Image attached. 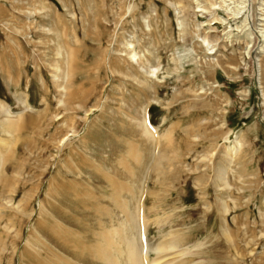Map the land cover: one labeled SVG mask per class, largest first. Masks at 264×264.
<instances>
[{
  "label": "rangeland",
  "instance_id": "obj_1",
  "mask_svg": "<svg viewBox=\"0 0 264 264\" xmlns=\"http://www.w3.org/2000/svg\"><path fill=\"white\" fill-rule=\"evenodd\" d=\"M240 2L0 0V120L17 122L0 126V264H100L65 254L46 222L61 217L82 253L120 226L105 173L127 185L115 193L149 260L264 264V90L255 40L245 48L243 13L229 11ZM252 2L257 18L264 0Z\"/></svg>",
  "mask_w": 264,
  "mask_h": 264
},
{
  "label": "bare ground",
  "instance_id": "obj_2",
  "mask_svg": "<svg viewBox=\"0 0 264 264\" xmlns=\"http://www.w3.org/2000/svg\"><path fill=\"white\" fill-rule=\"evenodd\" d=\"M39 1V0H38ZM222 1V0H221ZM232 2V1H231ZM246 2V5H244ZM249 3H253L252 0H241V2L239 4H242L240 7H232L231 9H229L230 13L232 16H237L239 15L240 13H243V20H241L242 22V26L240 27V31L243 32V37L244 39L246 40V45H245V48H247L248 45L251 44V42H253L255 40V43H256V46L255 47L257 50H258V55H260L257 59H255V66H257V75H258V81L259 83L262 85V89L264 90V13L260 14L257 18H254V16H251V6L249 5ZM229 4V3H228ZM225 5V7L228 6ZM239 6V5H237ZM250 6V7H249ZM262 6H264V3H262ZM262 9H259V11H261ZM241 16V15H240ZM256 22V24H255ZM223 23V21H222ZM239 31V32H240ZM58 54V53H57ZM74 55V54H73ZM135 54L132 53L130 56L133 57ZM255 57V58H256ZM134 58V57H133ZM132 58V59H133ZM214 63V62H213ZM218 63V62H216ZM212 66V65H211ZM216 66V64L214 65ZM219 66V65H218ZM213 68V67H212ZM230 68V67H229ZM231 69V68H230ZM256 71V70H255ZM153 72V70L151 71ZM151 74V73H150ZM15 83V81H14ZM16 85V84H15ZM62 86V84H61ZM60 87V86H59ZM63 87V86H62ZM57 88V87H56ZM63 90V88H61ZM65 90V89H64ZM63 90V91H64ZM27 106V105H26ZM3 108V107H2ZM1 108V109H2ZM26 108V107H25ZM4 109V108H3ZM3 109L1 111H3ZM5 111V110H4ZM7 111V110H6ZM4 113V112H3ZM9 113V112H8ZM7 114V113H6ZM10 114V113H9ZM16 115V114H15ZM10 117V115H8ZM25 116V115H24ZM3 117H4V114H3ZM17 119V118H16ZM19 119V117H18ZM2 120V118H1ZM0 120V121H1ZM18 121V120H17ZM16 120H15V123L13 121H11V119L9 120L8 117L7 118H4L1 122H0V126L2 128V126L7 127L8 130H13L11 127L14 125H16ZM145 123V129H144V133L146 135H148V133H153L154 135H156L155 133H157L155 130L156 128H153L149 125V121L145 120L144 121ZM19 124V123H18ZM144 125V124H143ZM142 125V126H143ZM17 126V125H16ZM16 126H14L15 128H17ZM4 129V128H3ZM3 131V130H2ZM11 132V131H10ZM13 133H14V130H13ZM12 133V134H13ZM228 133V132H227ZM8 134H9V131H8ZM7 134V137H9ZM152 134V135H153ZM10 135V134H9ZM158 135V133H157ZM164 135V134H163ZM6 136V135H4ZM11 136V135H10ZM15 136V135H14ZM13 136V137H14ZM150 136V135H149ZM148 136V137H149ZM165 136V137H164ZM164 136H161V137H164L166 139H168L169 135H164ZM151 137V136H150ZM149 137V138H150ZM153 137H156V136H153ZM226 138V137H224ZM13 139V138H10V140ZM157 139V138H156ZM162 139V138H161ZM15 140V139H13ZM171 140V139H170ZM13 142V141H12ZM164 142V141H163ZM171 142V141H170ZM236 142V141H235ZM9 142H7L6 140L4 139H0V147L6 145V148L4 149L6 152H8L7 149V145H8ZM158 143V142H157ZM11 144V145H10ZM10 147L12 146V143H10ZM13 144H15V142H13ZM167 144V143H166ZM170 144V143H169ZM237 145V143H235ZM234 145L233 147L235 148ZM131 147V145H129ZM158 147V146H157ZM232 147V146H231ZM230 147V148H231ZM9 148V147H8ZM131 148H134V147H131ZM237 149V147L235 148ZM10 152L11 151V148L9 149ZM159 150V149H158ZM153 151V150H152ZM235 151L237 152V150H234L233 154L230 150L227 149V157L228 159H230L232 157V155H234ZM157 152V151H156ZM160 152V151H159ZM159 152H157V155L155 158H157L155 161H156V167H154V172L156 171L155 175L158 174V173H161L160 172V169H161V161H165V159L162 160V155L159 154ZM9 153V152H8ZM154 153V152H153ZM162 153V152H161ZM1 155L4 156V154H0V157ZM166 155V154H165ZM226 155V154H225ZM158 156V157H157ZM173 156V155H172ZM235 157V156H234ZM2 158V157H1ZM0 158V159H1ZM127 158V157H126ZM174 158V157H173ZM124 159V158H122ZM167 160V159H166ZM2 161V160H1ZM0 161V163H1ZM140 161V160H139ZM90 162V161H89ZM160 163V164H159ZM82 164L84 165L85 168H93L92 166L93 165H89L87 162H82ZM96 165V164H95ZM97 166V165H96ZM100 166V165H99ZM99 166H98V169H93V170H96L97 171H100L101 170L99 169ZM160 166V169H158V167ZM0 167H1V164H0ZM101 167V166H100ZM81 168V166H80ZM92 170V169H91ZM127 171L129 170L128 168L126 169ZM223 168L219 167L217 169V175L218 178L221 180L222 177H221V174L223 172ZM89 171V170H88ZM164 171V170H163ZM90 172V171H89ZM95 172V173H96ZM131 173L129 174H133L132 171L130 170ZM153 172V173H154ZM158 172V173H157ZM165 172V171H164ZM93 173V172H92ZM98 173V172H97ZM144 173V172H143ZM99 174V173H98ZM162 175V173H161ZM100 176H102V180H104L107 184H108V187L110 188L111 190V194L108 195V199L111 200L116 208H118L120 211H122V213H126L125 214V219L124 221L120 224V226H118L117 228H111L109 230H100L99 233H97V242L96 244H90V245H86L85 247V252H81V248L80 246L78 245L77 246V250L76 251H72L71 250V247L72 245H74V243L77 242L76 238L77 235L76 233H72L70 232V229L69 227H67V225L63 222V221H60L59 219L61 217H58V218H54V216L52 217L53 219H50V222L49 220L46 222L47 225H46V230H47V233L49 234V236L52 237V240L54 239L58 244L57 246L59 245L61 248L64 249V253L66 252L65 250H68L69 251V254L72 253L74 254V257L75 259L78 261V260H81V258L83 256L87 257L88 258H92L93 260H96L98 261V263L100 264H118L119 262V255L123 256V252L126 254V259H127V264H157L159 262V260L161 261V259L163 258H160L159 260H155L154 259H150L147 257V251H148V244L146 243V239L144 237V229L142 227V223L141 224V227L142 228H139L138 229V226H136V229H137V238L135 239V237L131 234V232L133 231V222H134V216L133 214L130 212V211H125L124 209H127V204H126V200H123L124 201V204H120L119 200L122 199L120 197V194H116L115 191L118 186L120 187V190L123 191L125 187H127V185L124 183L122 184L121 182H118L119 180H116V179H113V178H105L106 176V173L103 175V174H100ZM110 177V175H107L106 177ZM133 175H131L130 177H132ZM6 177V176H4ZM156 177V176H155ZM159 177V176H158ZM1 178V177H0ZM6 178H4L5 180ZM1 182V181H0ZM6 182V181H4ZM3 183V182H2ZM72 184V183H71ZM141 185V184H140ZM74 186V184H73ZM144 186V185H143ZM3 187V186H2ZM129 188V187H128ZM63 189H67L66 187H64ZM62 191H65L63 190ZM69 189V188H68ZM130 190H127L128 192V196L130 197V200L132 199H136L137 198V195H136V192L134 191L133 187L130 186L129 188ZM4 190V188H3ZM90 190V189H89ZM72 190L69 189V193H66L67 195L68 194H72V196L74 197H77V198H80L79 196H77L74 192H71ZM68 192V191H67ZM82 193V192H81ZM70 194V195H71ZM92 195L91 192H88L87 193V197H90ZM92 196H95V195H92ZM66 198V197H65ZM142 198V197H141ZM138 200V199H137ZM141 202V201H140ZM141 206V205H140ZM143 206V205H142ZM41 207V206H40ZM48 207V206H47ZM101 207V206H100ZM138 207V206H137ZM43 208V207H42ZM141 208V207H140ZM20 209V208H19ZM218 209H221V211L225 212L226 211V207L224 205V203L222 202L220 205L218 204ZM61 210V209H60ZM100 210V209H99ZM19 211V210H18ZM105 211V209L102 208V213ZM142 211V210H141ZM46 212V211H45ZM99 213V212H98ZM101 214V213H100ZM136 214V213H135ZM139 216H135V218H139L140 217V214L137 213ZM50 215H53L51 214L50 212ZM55 215V214H54ZM62 215V213H60L58 216ZM102 217V215H101ZM115 218V217H114ZM66 220V219H65ZM100 220V219H99ZM141 220H143L141 218ZM145 220V219H144ZM53 221V222H52ZM113 221V220H112ZM44 222V221H43ZM68 222V221H67ZM102 222V221H101ZM100 222V224H101ZM141 222V221H140ZM45 223V222H44ZM120 223V222H119ZM103 224V223H102ZM117 224V222L115 223ZM146 223H144L145 225ZM44 225V224H43ZM40 226V225H39ZM37 225V228L39 227ZM103 226V225H102ZM111 226V225H110ZM42 227V226H41ZM102 228V227H101ZM5 229V228H4ZM106 229V227H105ZM45 230V231H46ZM44 231V230H43ZM41 230V232H43ZM46 233V234H47ZM33 234V233H32ZM72 235L74 236L72 238ZM116 235V240H113V236ZM37 239V238H36ZM38 240V239H37ZM35 240V241H37ZM4 241V240H3ZM172 242H169V243H166L164 246L163 244H159L160 247H158V250H157V253H163L166 251V247H169V248H172L176 245V238L172 239L171 240ZM174 241V242H173ZM33 242V241H32ZM38 242V241H37ZM53 242V241H52ZM116 242V244H115ZM26 243V242H25ZM78 243V242H77ZM76 243V244H77ZM120 245V248L118 250V246ZM28 246V245H27ZM156 246V245H155ZM41 247V246H40ZM50 247V246H49ZM48 247V249H50ZM76 247V246H75ZM74 247V248H75ZM1 248V247H0ZM47 248V247H46ZM32 249V247H31ZM43 249V247H42ZM53 249V248H52ZM73 249V248H72ZM45 250V249H43ZM47 250V249H46ZM47 252V251H46ZM119 252V255H117ZM149 252V251H148ZM37 253V252H36ZM87 253V255L85 254ZM23 254V253H22ZM41 254V253H40ZM49 254V253H48ZM47 254V255H48ZM52 257L51 259V264H68V260L66 259H62V257H60L58 254H53V253H50ZM66 254V253H65ZM70 254V255H72ZM85 254V255H84ZM1 255V254H0ZM39 255V254H38ZM174 255V254H173ZM160 256V255H159ZM32 257V256H31ZM33 258V257H32ZM45 258V257H44ZM165 258V257H164ZM28 259V258H27ZM30 259V258H29ZM28 259V260H29ZM35 259V264H42L41 262H39V260L37 259L36 260V257L34 258ZM42 259V258H41ZM86 259V258H85ZM167 259V258H165ZM170 259V258H168ZM167 259V261H168ZM173 259V258H172ZM48 260V259H47ZM90 260V259H89ZM125 260V259H124ZM163 260V259H162ZM32 261V260H31ZM158 261V262H157ZM165 261V260H164ZM170 262V261H169ZM47 263V262H46ZM44 264V263H43ZM160 264V262H159Z\"/></svg>",
  "mask_w": 264,
  "mask_h": 264
}]
</instances>
